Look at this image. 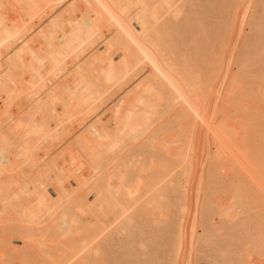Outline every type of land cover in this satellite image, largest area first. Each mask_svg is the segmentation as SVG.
<instances>
[{
  "label": "bare ground",
  "instance_id": "6f19581e",
  "mask_svg": "<svg viewBox=\"0 0 264 264\" xmlns=\"http://www.w3.org/2000/svg\"><path fill=\"white\" fill-rule=\"evenodd\" d=\"M0 4L18 6L0 13V264H133L129 258L146 247L137 229L167 223L174 206L167 264H193L207 241L201 207L214 225L255 204L260 222L249 221L263 225L264 158L237 141L222 108L210 109L214 93L226 103L251 67L264 65L261 27L249 39L250 63L230 52L256 0L223 4L228 21L208 48L196 15L212 14L215 0ZM167 107L171 116L161 118ZM203 132L205 147L197 140ZM203 152L211 174L220 157L235 166L240 187L225 208L189 194ZM256 234L262 254L264 229Z\"/></svg>",
  "mask_w": 264,
  "mask_h": 264
},
{
  "label": "rangeland",
  "instance_id": "374dc122",
  "mask_svg": "<svg viewBox=\"0 0 264 264\" xmlns=\"http://www.w3.org/2000/svg\"><path fill=\"white\" fill-rule=\"evenodd\" d=\"M228 2L229 0H215L216 9L212 14H208L207 12L203 11V13L200 12L198 15H196L198 20L200 18L204 20L203 27L206 33H204L201 29L197 32V36L200 38L201 43L203 44V48L210 47L212 43L216 44V38L218 35H220L219 31L221 30V26H224L225 21H228L223 14V4H226ZM256 5L257 6L254 9L255 13L252 17L248 18L245 27L242 28L240 24L236 27V31L234 32L235 38H233V42H231L232 46L230 52H236V54L246 55L244 56L245 58H241L242 61L246 59V57L254 53H252L253 45H250L252 42L250 41L251 38L253 39L256 36L257 32L261 31L262 28L264 29L263 0H256ZM260 27L261 29L258 30L257 28ZM261 33H264V30L261 31ZM181 42H183V46L181 49L185 51L187 49L186 47L188 45V40H181ZM190 46L192 47V44H190ZM205 51L208 52L209 50L206 49ZM254 56L256 58V54ZM237 57V60H240L239 65L241 66L242 61L240 59V55H237ZM252 57L253 56L248 57V59L244 61L249 60L248 62L250 63ZM257 63L258 65L256 64V66L252 65L255 68L251 67L252 71H250V74L252 75L248 76L246 79H243L245 82H240V79H238V83L240 82V84H243L244 87L240 86L234 89L231 95L228 97L226 103L225 101L222 102V96L220 93H214V95L212 96L210 109L211 112H213L215 110L218 111L222 108L225 112L226 117L228 118L227 125L232 126L236 133V136L238 135L237 138H239V140L237 141L241 143V145L246 149H248L252 153L253 157V154H255V156L257 154L260 156V158L261 155L264 158V74L259 75L262 72L264 73V67H262L264 65H262L263 63H261L260 67V62L257 61ZM234 67H236V65ZM235 70H237V68H235ZM252 86L254 87V91L253 93H249L248 90ZM196 92H198L197 89L193 91L194 96L196 95ZM252 105L253 107H250ZM171 112V108L169 109L167 107V109L161 112V118L170 117L172 114ZM197 140L198 144L202 145V147H205V132H203V134H201ZM133 142L134 141L132 140L128 141L125 146L118 150L117 154L113 155L112 157L123 153V150L126 147L131 148L133 146ZM206 157L207 155H205L203 152L202 155H200L199 153V155L194 158L195 167L191 175V178L193 180V188L189 194L193 197V199H196L197 195L201 193L202 197L204 196L208 198V200L213 204L215 203L217 207L225 208L227 205H229L231 200L234 201L235 197H233L232 194L236 189H238V187H240V182H238L239 180H236L234 177V173L236 171L235 166L234 164H232V162L220 157L218 158L216 164V166L218 167V171L216 172V174H211L205 165L208 160L206 159ZM262 161L263 159H261V162ZM211 175H213V177ZM241 191H244L243 193L245 196L242 194L240 195L242 197H246L247 194L245 193V190L243 189ZM176 197L177 193H173L172 199L174 200ZM248 205L249 206H247L245 210H250V212L246 211V214H248L249 212V216L247 215V221L249 224L247 223V221V224H242L243 218L245 219L246 214L245 210L244 212H242L239 208H237L238 206L236 207V212H230L229 217H224L222 220L215 218V221L213 223L214 225L211 224L212 226L210 225V223L213 220L211 217L210 220L212 221L209 220V216L211 215L210 213H208L207 208L204 206L205 209H203L202 207L199 209V225L201 227L202 225L205 227L204 230L206 232L204 233V236L207 241H204L202 246L199 247L200 249H198L195 255L193 264H233L232 262H230V259L231 261L232 259L233 261H235L234 264H264V255H262L264 253H258V242L256 243V241L258 240L256 236V230H263L264 222L263 225L258 224L259 226L256 225L257 228L255 227V224H257L259 221V217L257 216L260 214H256L258 213V210H256L258 208L255 204H251V207L250 204ZM177 211L178 210H176V207L174 206L172 208V216L169 217L170 220L168 219L172 222L175 221L174 224H176V220L178 217ZM249 217L250 219L253 217L256 219L257 217L258 221L255 222L256 220H253L254 218L252 219L253 221H249ZM168 222L161 224L156 223L150 226H148V224L147 226L140 225V227L137 229V232L138 234H140V238L144 240L146 247L140 249L138 255H134L129 258L133 264L168 263L167 260L169 257V251L170 249H172L170 248V246H172L170 244L172 243L171 238L173 239L175 231L173 229V227H175L174 224V226L171 227L170 231H168V229L170 228L167 226V224L169 225ZM162 224H166V226ZM162 226H164V228ZM233 228L239 229L237 230L238 232H233L234 230L231 231V229ZM240 228L246 229L244 231H241ZM252 234L256 235L252 237ZM254 237L256 238V240ZM16 243L18 245H23L21 241H17ZM229 251H231L232 253H229ZM228 253L229 255H231L229 256ZM223 254L226 255L227 258H224L225 256H223ZM235 255L236 258L238 257V261L236 260V258H231ZM222 258L224 259V262ZM240 260H242V262ZM118 264L126 263L124 259H120Z\"/></svg>",
  "mask_w": 264,
  "mask_h": 264
},
{
  "label": "snow or ice",
  "instance_id": "6c2138e0",
  "mask_svg": "<svg viewBox=\"0 0 264 264\" xmlns=\"http://www.w3.org/2000/svg\"><path fill=\"white\" fill-rule=\"evenodd\" d=\"M15 7H18V6H16V5H3V4H0V13L5 12L9 8H15ZM3 19H4V17L3 16H0V21H2Z\"/></svg>",
  "mask_w": 264,
  "mask_h": 264
}]
</instances>
